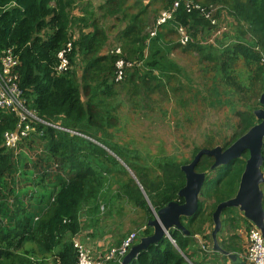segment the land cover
Listing matches in <instances>:
<instances>
[{
    "label": "trees",
    "instance_id": "trees-1",
    "mask_svg": "<svg viewBox=\"0 0 264 264\" xmlns=\"http://www.w3.org/2000/svg\"><path fill=\"white\" fill-rule=\"evenodd\" d=\"M187 1L204 11L188 12L184 0L147 4L104 0L93 10L87 0H0V57L9 50L17 59L14 73L26 106L40 119L78 134L38 124L35 132L8 149L3 133L15 130L17 119L12 111H0V264H39L25 250L30 244L42 261L49 257L48 264H76L72 240L83 229L82 214L89 215L98 229L101 206H114L117 201L107 215L120 214L122 205L129 204L143 214L144 237L152 233L147 226L153 219L151 208L157 211L169 202H182L177 197L185 184L180 167L200 149L194 150L190 161L163 159L153 166L144 164L136 151L114 140L122 108L142 116L163 111L166 101H174L183 113L228 109L231 116L226 122L232 124L229 129L211 126L204 138L206 149H225L258 123L253 112L264 92V0ZM175 2L178 8L172 19L149 37L156 14ZM74 8L80 16L72 14ZM208 12L214 25L204 19ZM222 12L233 21L232 38L225 32L213 43L203 42L204 34L210 37L218 30L217 17ZM107 19L112 25H107ZM116 24L122 27L111 35ZM179 26L189 32L191 41L185 46L166 41ZM67 44L69 65L58 72L59 53ZM179 47L196 56L192 77L168 58ZM118 62L123 63L121 71ZM244 73L246 86L241 80ZM244 161L222 166L212 178L206 177L197 213L182 220L188 236L172 229L174 243L165 237L130 264H195L193 252L189 253L197 246L195 235H203L206 223L213 225L217 204L235 195ZM212 164V158L203 156L196 171L211 174ZM110 181L115 191L105 201L102 194ZM205 200L211 202L208 207ZM222 217L224 226L234 233L240 222L246 224L234 208L223 210ZM202 238L211 241L209 234ZM235 238L236 233L228 244L222 240L220 247L235 251Z\"/></svg>",
    "mask_w": 264,
    "mask_h": 264
},
{
    "label": "rangeland",
    "instance_id": "rangeland-1",
    "mask_svg": "<svg viewBox=\"0 0 264 264\" xmlns=\"http://www.w3.org/2000/svg\"><path fill=\"white\" fill-rule=\"evenodd\" d=\"M87 1L91 6L90 10H93L96 9L99 4L103 3L104 0ZM141 1L147 4L151 0ZM154 10L155 6L149 9L150 16L154 15ZM159 11L160 10H158V12ZM71 12L74 16H80V11L76 8L72 9ZM157 16L158 15L156 14L154 21L156 20ZM204 19L208 21L209 17H204ZM106 21L107 25H112L110 19H107ZM153 24L154 23H152L151 28L153 27ZM217 25V31H219V33H216V31L210 37H208L207 34H204V36L202 37L204 38L203 42L213 43L214 39L216 37H219L220 34L227 32L226 34L230 35V31L232 32L233 21L228 18L224 12H222V14L217 17ZM121 27V25L116 24L115 29L111 31V35L114 34L117 28ZM184 28L187 31V28ZM194 32L196 31H193L191 33L193 34ZM187 33L189 32L187 31ZM230 36L232 38V35ZM166 41L169 44L177 42L179 43L177 33L169 35L168 38H166ZM168 58L174 61L179 67H181L183 72L188 76L192 77L193 75H195V71L197 69V59L194 53H183L182 47H179L172 53H169ZM237 69L240 72L243 71L242 68ZM241 80L242 84L246 86V73H244ZM119 115V129L117 132V137H114V140L121 146L129 148L132 151H136L138 153V156L141 158L140 160L148 166H153L163 159L174 160L178 163L190 161L193 157L194 150L197 148H203L205 134H207L211 126H221V128H223L224 126V128L229 129V125L232 124L231 120H228L226 122V120L231 116L228 109L226 108L217 111L198 110L194 112L191 110V112L189 113H183L179 110L178 107H176L174 101H166L163 105V111L155 110L152 114L149 115L142 116L139 114H135L129 112L126 108H122L119 112ZM185 117H187L188 119ZM66 133L78 135L76 133ZM81 137L91 141V139L86 136ZM241 160H245V158L243 157ZM214 174L215 171L208 175L210 178H212ZM261 189L264 192V186H261ZM114 191L115 185L111 182L106 186L102 194V196L105 198V201ZM119 202L120 204H125V202L123 201ZM204 204L205 207H208L211 202L205 200ZM116 207L117 201H115L114 206H101L100 217L102 218V220L100 221L99 227L104 229L102 238L99 240H91L88 238L87 241L88 244L92 247H95L97 244H101V246L97 248V251H103L102 254H105V252L110 249L117 248V242L122 238H127L131 234H135L138 240L142 237L141 236L139 238V234L144 227H142V224H144V219L141 211L139 215V213L136 212L134 208L128 204V206L122 205L124 209L121 210L120 214L115 213V218L113 220H111L112 218L110 213L104 215L106 214V212H110L113 208ZM81 223L82 225H84V220ZM212 228L213 226L206 225L204 232L206 234H210ZM84 230L81 231V233L84 237H86V233L84 232ZM101 231L102 229L100 230V232ZM114 232L116 233V235L111 238V242H106V237L113 234ZM25 250L27 251L28 256L31 258V260H34V262H38L39 264H48L47 261H49V257L47 256V259L42 261L41 256L36 253V250L34 249V246L32 244L27 245L25 247Z\"/></svg>",
    "mask_w": 264,
    "mask_h": 264
},
{
    "label": "water",
    "instance_id": "water-1",
    "mask_svg": "<svg viewBox=\"0 0 264 264\" xmlns=\"http://www.w3.org/2000/svg\"><path fill=\"white\" fill-rule=\"evenodd\" d=\"M258 103L259 108L253 112L258 123L245 134L225 149L220 146L212 149H200L188 164L180 167V171L185 177V184L178 191L177 197L182 202H169L157 211L151 208L153 219L147 222V226L152 229V233L141 237L137 243L131 246L119 264H130L141 251L146 250L150 245L159 243L165 237L168 238L172 229L178 230L184 236L190 234L182 220L193 218L198 210L200 194L207 176L206 173L197 172L196 167L203 156L213 159V164L210 167V171L213 172L222 166L239 161L244 154H247L235 195L217 204L212 213V252L226 256L231 262L236 261L235 254L226 252L218 244L217 235L221 230V216L225 209H237L246 221L260 231L264 240V207L261 189V186L264 185L261 171L262 151L264 150V92L260 95ZM105 150L114 156L107 149ZM120 163L125 166L122 162ZM142 193L145 195L143 191Z\"/></svg>",
    "mask_w": 264,
    "mask_h": 264
},
{
    "label": "built area",
    "instance_id": "built-area-1",
    "mask_svg": "<svg viewBox=\"0 0 264 264\" xmlns=\"http://www.w3.org/2000/svg\"><path fill=\"white\" fill-rule=\"evenodd\" d=\"M184 4L188 12L192 9H200L202 12L204 11V9H201L200 6L194 4L193 2L184 0ZM177 8L178 2H175L169 9L159 12L156 20L154 21L153 27L150 30V36H154L159 26L172 19ZM213 12L214 10L211 11V13ZM211 13H206L205 17H209L211 25H214L215 20L212 18ZM176 33L178 35L180 45L185 46L190 41L189 35L184 27H177ZM216 33H219V31ZM69 49L70 44H67L59 53L60 63L57 68L58 72L65 70L69 65L68 60L65 58V54L69 51ZM117 52L119 53V51ZM17 63V59L9 50L0 57V111H12L17 119L15 130L3 133L5 147L8 149L15 148L22 139L27 138L31 133L35 132L36 125L38 124L61 132L75 133L64 128L60 124L40 119L35 112L31 111L26 106L22 93L16 82V74L14 73V68ZM122 65V62H118L117 64L120 71L122 70ZM119 75L120 72L118 73L117 79L120 78ZM262 174L264 177V172ZM246 236V262L248 264H264V240L260 231L250 224ZM168 239L171 243H174L170 237H168ZM136 241L137 238L135 234H131L121 242L119 247L110 249L103 255L94 256L92 252L80 242V235L78 234L72 240L73 246L77 252L76 264H107L112 261L120 263L122 258L126 255L131 246L136 243ZM201 247L203 250L207 251L204 244H202Z\"/></svg>",
    "mask_w": 264,
    "mask_h": 264
},
{
    "label": "crops",
    "instance_id": "crops-1",
    "mask_svg": "<svg viewBox=\"0 0 264 264\" xmlns=\"http://www.w3.org/2000/svg\"><path fill=\"white\" fill-rule=\"evenodd\" d=\"M136 210V209H134ZM117 214V213H116ZM111 215V220H113L115 217V213H110ZM101 218V217H100ZM80 220L81 222L84 220V225L81 226L83 227L82 231L84 230V232L86 233V237L83 236V234L80 232V242L86 247L88 248L92 254L94 256H100L103 255L102 252H98L97 248L99 246H101V244H97L95 247H92L88 244V238L91 240H99L102 238V234L104 232V229L101 227H98V229L93 228L92 223H91V219L90 216L88 215L87 217L85 215H81L80 216ZM102 220V218H101ZM100 220V221H101ZM224 221V217L221 216V230L217 235V239H218V244L222 241V240H226V244L229 243L230 241V236L234 235L235 233L238 235V238L233 239L234 245L233 247L236 248L235 251H229L228 253L230 254H235L236 255V261L235 262H231L226 256L223 257V255L217 253V252H212V241L209 240H205L202 238V236H206L207 234L204 232L203 235L198 236L195 235V239L197 241V246L193 247L191 250H189V253H192V260L195 262V264H248L245 260V247H246V243H247V236H246V225L244 223L240 222V227L235 231L229 229L227 226H224L223 224ZM206 225H209V223H206ZM144 225H142L143 227ZM205 226H204V230H205ZM213 226V225H212ZM102 229V231L100 232V230ZM213 229V228H212ZM142 232V230H141ZM212 232V231H211ZM221 233V234H220ZM116 235V233L114 232L111 235H108L106 237V242L110 243L111 242V238L114 237ZM211 237V233L209 234ZM141 237V233L139 234V238ZM98 242V241H97ZM119 242V241H118ZM117 242V245H118ZM202 244H204V246L207 248V251L202 249ZM220 246V245H219ZM194 249H197L198 251H193ZM227 252V251H226ZM205 253V254H203ZM214 253L219 254L218 255H214ZM192 264V263H190Z\"/></svg>",
    "mask_w": 264,
    "mask_h": 264
},
{
    "label": "flooded vegetation",
    "instance_id": "flooded-vegetation-1",
    "mask_svg": "<svg viewBox=\"0 0 264 264\" xmlns=\"http://www.w3.org/2000/svg\"><path fill=\"white\" fill-rule=\"evenodd\" d=\"M262 152H264V150H263ZM245 156H246V154H244V155L242 156V158L245 157ZM242 158H241V159H242ZM241 159H240V160H241ZM245 159H246V158H245ZM207 175H208V174H206V176H207ZM245 221H246V220H245ZM245 225H246V226H250V223H249L248 221H246V224H245Z\"/></svg>",
    "mask_w": 264,
    "mask_h": 264
},
{
    "label": "clouds",
    "instance_id": "clouds-1",
    "mask_svg": "<svg viewBox=\"0 0 264 264\" xmlns=\"http://www.w3.org/2000/svg\"><path fill=\"white\" fill-rule=\"evenodd\" d=\"M170 237V236H169ZM171 238V237H170ZM168 239V238H167ZM137 240H138V238H137ZM169 240V239H168ZM138 241H136V243H137ZM119 264V263H118Z\"/></svg>",
    "mask_w": 264,
    "mask_h": 264
}]
</instances>
